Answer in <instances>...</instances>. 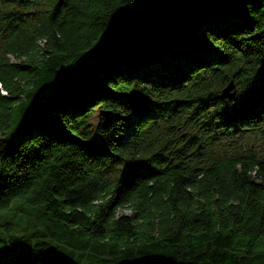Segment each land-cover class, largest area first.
<instances>
[{
    "label": "trees",
    "instance_id": "obj_1",
    "mask_svg": "<svg viewBox=\"0 0 264 264\" xmlns=\"http://www.w3.org/2000/svg\"><path fill=\"white\" fill-rule=\"evenodd\" d=\"M262 125L264 0H0V264H264Z\"/></svg>",
    "mask_w": 264,
    "mask_h": 264
},
{
    "label": "rangeland",
    "instance_id": "obj_2",
    "mask_svg": "<svg viewBox=\"0 0 264 264\" xmlns=\"http://www.w3.org/2000/svg\"><path fill=\"white\" fill-rule=\"evenodd\" d=\"M41 43H42V41L40 40L38 42V45H41ZM9 59L10 60H14L11 56H9ZM98 111H99L98 109H95L92 112V115L90 117V122L91 123H93L97 119V114H98L99 117H101V114ZM263 126L264 125H262L260 128H258L257 134L254 137L247 139L249 137V135H248V133H245L244 134L245 137L242 138V139L241 138L237 139L236 142L242 143V148H245L246 145L249 144L250 148H251V151H247L246 150V152H257V151L263 150L264 149V127ZM252 143H254V146H253ZM10 207H11V205H10ZM117 212H125V213H127V209L126 208H120V209L117 210ZM13 229H14V227H9L8 226V231L12 232V231H14ZM3 231H4V228L0 227L1 234L4 233Z\"/></svg>",
    "mask_w": 264,
    "mask_h": 264
},
{
    "label": "water",
    "instance_id": "obj_3",
    "mask_svg": "<svg viewBox=\"0 0 264 264\" xmlns=\"http://www.w3.org/2000/svg\"><path fill=\"white\" fill-rule=\"evenodd\" d=\"M144 20L141 16H138L134 23L138 24V23H143ZM235 93L234 90V84L231 80H229L219 91V93L217 94V97L219 99H226V100H230L233 98ZM99 113L101 114V116L104 119H107L109 117V112L108 111H99Z\"/></svg>",
    "mask_w": 264,
    "mask_h": 264
}]
</instances>
